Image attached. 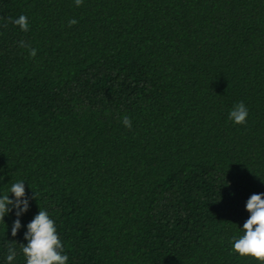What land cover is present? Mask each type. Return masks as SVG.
<instances>
[{
	"label": "trees",
	"instance_id": "1",
	"mask_svg": "<svg viewBox=\"0 0 264 264\" xmlns=\"http://www.w3.org/2000/svg\"><path fill=\"white\" fill-rule=\"evenodd\" d=\"M19 181L0 264L40 208L67 264H260L232 241L264 193V0H0V198Z\"/></svg>",
	"mask_w": 264,
	"mask_h": 264
},
{
	"label": "clouds",
	"instance_id": "2",
	"mask_svg": "<svg viewBox=\"0 0 264 264\" xmlns=\"http://www.w3.org/2000/svg\"><path fill=\"white\" fill-rule=\"evenodd\" d=\"M76 6H82L84 0H74ZM19 26L22 31L29 30V20L26 15H20L10 21ZM76 19L69 20V26L77 24ZM20 47H29L30 56L35 57L37 50L27 45L25 41L19 42ZM248 109L243 102L233 106L229 112V119L237 125L247 123ZM125 127L131 129V119L125 115L122 118ZM10 193L15 199H10L9 194H3L0 198V220L4 221L6 214L16 210L17 219L13 222L11 235L17 236L22 227L20 217L29 210V198L26 194L25 182L13 183ZM33 199H37L34 192ZM11 206V207H10ZM246 210L250 213L249 218L243 224V235L233 238V252L241 257L255 258L260 264H264V193L252 194L246 202ZM27 244H20L22 253L26 257V264H67L69 257L64 252V243L57 231L55 220L46 210L40 208L38 214L27 224L24 234ZM16 249L13 245L8 247L6 256L7 264H13L16 257Z\"/></svg>",
	"mask_w": 264,
	"mask_h": 264
}]
</instances>
